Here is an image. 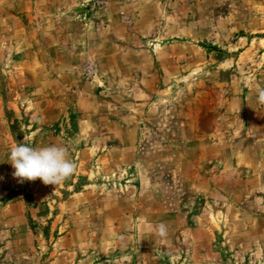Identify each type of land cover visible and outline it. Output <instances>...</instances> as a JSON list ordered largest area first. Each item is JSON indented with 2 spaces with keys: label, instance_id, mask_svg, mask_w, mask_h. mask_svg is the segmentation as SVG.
I'll return each instance as SVG.
<instances>
[{
  "label": "rangeland",
  "instance_id": "obj_1",
  "mask_svg": "<svg viewBox=\"0 0 264 264\" xmlns=\"http://www.w3.org/2000/svg\"><path fill=\"white\" fill-rule=\"evenodd\" d=\"M261 90L264 0H0V264H264Z\"/></svg>",
  "mask_w": 264,
  "mask_h": 264
},
{
  "label": "clouds",
  "instance_id": "obj_2",
  "mask_svg": "<svg viewBox=\"0 0 264 264\" xmlns=\"http://www.w3.org/2000/svg\"><path fill=\"white\" fill-rule=\"evenodd\" d=\"M258 99L264 102V90L259 92ZM8 161L15 169V178L21 181L40 179L45 185H58L69 178L76 168L69 158L68 149L58 145L33 147L18 143L10 149ZM157 232L160 236H166L167 226L158 224Z\"/></svg>",
  "mask_w": 264,
  "mask_h": 264
},
{
  "label": "built area",
  "instance_id": "obj_3",
  "mask_svg": "<svg viewBox=\"0 0 264 264\" xmlns=\"http://www.w3.org/2000/svg\"><path fill=\"white\" fill-rule=\"evenodd\" d=\"M81 72L86 78L96 77V66L93 60L86 58L81 64Z\"/></svg>",
  "mask_w": 264,
  "mask_h": 264
}]
</instances>
